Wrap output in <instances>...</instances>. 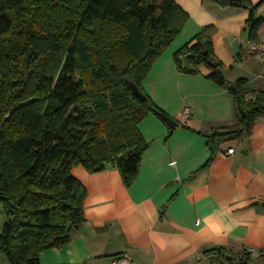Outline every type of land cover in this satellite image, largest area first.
<instances>
[{
  "label": "trees",
  "instance_id": "trees-1",
  "mask_svg": "<svg viewBox=\"0 0 264 264\" xmlns=\"http://www.w3.org/2000/svg\"><path fill=\"white\" fill-rule=\"evenodd\" d=\"M207 1L247 10L245 29L256 40L264 22L259 4ZM187 20L173 0H0V253L9 264H39L41 252L66 245L84 223L86 190L73 168H115L126 188L135 180L148 148L138 124L163 113L142 85ZM211 32L201 28L173 54L179 73L205 66L238 114L232 127L204 135L209 156L202 168L220 143L247 137L264 116L263 95L248 99L244 79L225 81ZM202 255L213 264L254 260L220 247ZM256 261L264 264V250Z\"/></svg>",
  "mask_w": 264,
  "mask_h": 264
},
{
  "label": "crops",
  "instance_id": "crops-1",
  "mask_svg": "<svg viewBox=\"0 0 264 264\" xmlns=\"http://www.w3.org/2000/svg\"><path fill=\"white\" fill-rule=\"evenodd\" d=\"M188 20L173 43L155 60L143 91L177 126L155 114L138 130L148 143L137 177L129 187L115 168L71 175L86 190L85 221L70 231L69 242L39 254V264H112L117 256L131 264H213L202 254L213 248L245 250L256 261L264 250V116L247 137L218 145L212 161L204 135L235 125L231 95L199 66L179 73L173 54L203 27L211 26L215 57L227 83L244 79L246 97L264 96V57L246 54L248 11L219 7L207 0H173ZM257 16L264 17V0ZM253 42L264 45V22ZM184 108L190 118L182 121ZM233 153L228 155L227 150ZM3 264H9L3 262Z\"/></svg>",
  "mask_w": 264,
  "mask_h": 264
},
{
  "label": "built area",
  "instance_id": "built-area-1",
  "mask_svg": "<svg viewBox=\"0 0 264 264\" xmlns=\"http://www.w3.org/2000/svg\"><path fill=\"white\" fill-rule=\"evenodd\" d=\"M246 54L253 55V56H261L264 57V45L259 44L253 41H249L245 48H244ZM254 96L250 97V99H253ZM191 111L188 108H184L181 113V119L182 121H186L190 118ZM228 155H231L233 153L232 149L227 150L226 152ZM112 264H131L130 261L124 257V256H117L113 259Z\"/></svg>",
  "mask_w": 264,
  "mask_h": 264
},
{
  "label": "water",
  "instance_id": "water-1",
  "mask_svg": "<svg viewBox=\"0 0 264 264\" xmlns=\"http://www.w3.org/2000/svg\"><path fill=\"white\" fill-rule=\"evenodd\" d=\"M129 85H130V88L132 90V93L137 98H139L141 101H144V99H145L144 96L137 90L135 85H133V84H129ZM155 115L158 116V118L160 120H162L169 129H173V128H175L177 126V123L175 122V120H173L172 118L168 117L164 113L156 112Z\"/></svg>",
  "mask_w": 264,
  "mask_h": 264
},
{
  "label": "rangeland",
  "instance_id": "rangeland-1",
  "mask_svg": "<svg viewBox=\"0 0 264 264\" xmlns=\"http://www.w3.org/2000/svg\"><path fill=\"white\" fill-rule=\"evenodd\" d=\"M4 221H5V216L3 214L2 207H1V204H0V225H2ZM3 262L5 263V262H8V261L5 258V256L0 253V264H3Z\"/></svg>",
  "mask_w": 264,
  "mask_h": 264
}]
</instances>
